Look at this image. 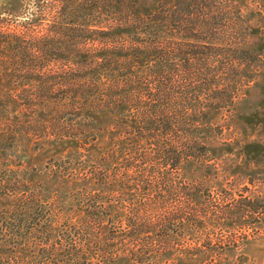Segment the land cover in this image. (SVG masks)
I'll list each match as a JSON object with an SVG mask.
<instances>
[{
  "label": "trees",
  "instance_id": "16d2710c",
  "mask_svg": "<svg viewBox=\"0 0 264 264\" xmlns=\"http://www.w3.org/2000/svg\"><path fill=\"white\" fill-rule=\"evenodd\" d=\"M140 1L22 0L42 18L24 10L20 28L0 31L5 81L27 82L42 108V145L84 149L51 159L42 183L0 169V264H221L223 240L188 230L264 220L263 194L223 207L207 176L185 172L213 171L212 117L254 81L261 39L245 0H164L151 15ZM102 112L116 117L109 144L86 155ZM15 132L0 119V165L20 148Z\"/></svg>",
  "mask_w": 264,
  "mask_h": 264
},
{
  "label": "rangeland",
  "instance_id": "374dc122",
  "mask_svg": "<svg viewBox=\"0 0 264 264\" xmlns=\"http://www.w3.org/2000/svg\"><path fill=\"white\" fill-rule=\"evenodd\" d=\"M162 1L164 0H141L142 14H153ZM22 6V0H0V31L20 28V24L26 19L23 17L24 10L33 14L30 18H42L38 9L30 8L27 3L24 9ZM241 7L256 40L261 39L259 59L251 68L254 81L249 85H238L234 93L235 103L212 117L214 133L208 143L216 161L215 166L211 167L213 171L207 174L206 167L196 164L185 170L192 178L207 176L208 181L202 180L203 185L223 207L231 200H239L241 196L264 195V0H245ZM39 25L42 30V24ZM7 55L12 58L8 63L10 66L16 57L10 53ZM2 64H7V61H2ZM4 72L5 69L0 67V119L8 120L12 130L17 131L15 136L21 141L20 148L6 153L12 159L8 163H2L0 169L7 167L14 176H20L34 184L42 183V174L51 159H64L84 152V149L70 143L46 142L42 145V108H38L40 104L33 107L26 99L30 87L23 85L22 82L25 81L13 78L9 80L10 83L6 82ZM13 72L19 73L15 68H10L6 74ZM34 80V84L40 82L36 77ZM93 120L102 133L99 141L90 146L89 152H85L86 155H96L103 147L108 146L116 117L102 112L93 116ZM204 220L205 224L200 225L199 230L190 229L188 234L195 237V232H201L203 237L200 242L208 235L223 240V245L229 249L226 251L228 254L223 255L219 248L218 254L214 255L217 261L221 260V264H264V220L252 225L246 224L247 221L221 223Z\"/></svg>",
  "mask_w": 264,
  "mask_h": 264
}]
</instances>
